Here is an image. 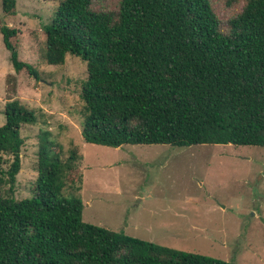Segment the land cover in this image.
<instances>
[{"label": "trees", "instance_id": "trees-1", "mask_svg": "<svg viewBox=\"0 0 264 264\" xmlns=\"http://www.w3.org/2000/svg\"><path fill=\"white\" fill-rule=\"evenodd\" d=\"M16 0H2L5 17ZM237 0H226V6ZM47 65L75 56L86 64L80 99L88 144L264 147V0H244L224 24L210 0H60L43 29ZM13 70L37 72L18 58L17 32L0 25ZM0 126V264H234L85 223L77 147L66 155L39 134L33 196L14 198L21 128L36 116L16 100ZM7 158V159H5Z\"/></svg>", "mask_w": 264, "mask_h": 264}, {"label": "rangeland", "instance_id": "rangeland-1", "mask_svg": "<svg viewBox=\"0 0 264 264\" xmlns=\"http://www.w3.org/2000/svg\"><path fill=\"white\" fill-rule=\"evenodd\" d=\"M0 25L17 32L18 58L36 72L16 73L0 35V126L9 101L34 111L36 122L21 128V168L14 198L29 199L37 173L39 134L47 133L64 155L77 147L82 160L79 190L63 196L82 202L85 223L188 253L234 264H264V147L233 145H122L86 143L81 136L80 99L86 64L67 55L47 65L43 28L60 0H16V16ZM224 24L244 0L226 6L210 0ZM119 0H93L94 9L113 10ZM7 159V158H5Z\"/></svg>", "mask_w": 264, "mask_h": 264}]
</instances>
